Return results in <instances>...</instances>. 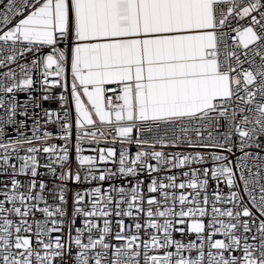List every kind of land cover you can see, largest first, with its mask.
<instances>
[{"label": "snow or ice", "instance_id": "snow-or-ice-1", "mask_svg": "<svg viewBox=\"0 0 264 264\" xmlns=\"http://www.w3.org/2000/svg\"><path fill=\"white\" fill-rule=\"evenodd\" d=\"M0 264H264V0H0Z\"/></svg>", "mask_w": 264, "mask_h": 264}]
</instances>
